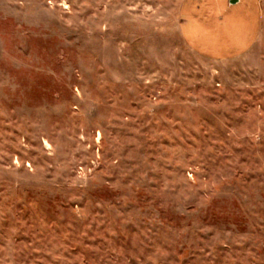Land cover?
<instances>
[{"label": "rangeland", "instance_id": "1", "mask_svg": "<svg viewBox=\"0 0 264 264\" xmlns=\"http://www.w3.org/2000/svg\"><path fill=\"white\" fill-rule=\"evenodd\" d=\"M0 264H264V0H0Z\"/></svg>", "mask_w": 264, "mask_h": 264}]
</instances>
